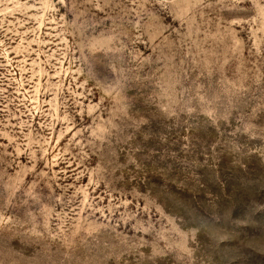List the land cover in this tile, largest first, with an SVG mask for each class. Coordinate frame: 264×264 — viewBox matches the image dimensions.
<instances>
[{
    "label": "rangeland",
    "instance_id": "374dc122",
    "mask_svg": "<svg viewBox=\"0 0 264 264\" xmlns=\"http://www.w3.org/2000/svg\"><path fill=\"white\" fill-rule=\"evenodd\" d=\"M0 264H264V0H0Z\"/></svg>",
    "mask_w": 264,
    "mask_h": 264
}]
</instances>
